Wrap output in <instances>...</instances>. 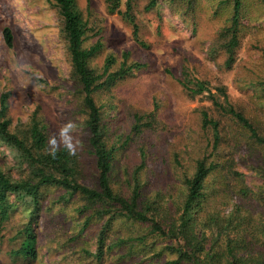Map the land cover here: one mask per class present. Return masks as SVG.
Returning <instances> with one entry per match:
<instances>
[{"label":"rangeland","instance_id":"obj_1","mask_svg":"<svg viewBox=\"0 0 264 264\" xmlns=\"http://www.w3.org/2000/svg\"><path fill=\"white\" fill-rule=\"evenodd\" d=\"M130 1L138 41L126 14L128 0H121L119 11L114 13L106 0H76L91 28L83 45L90 48L101 44L90 58L91 67L103 73L106 59L113 56L111 71H117L126 53L129 64H142L111 88L95 94L97 103L103 106L107 139L118 147L112 176L115 190L130 194L132 174L144 161L139 172L143 200H157L161 193L162 205L168 200L181 202L185 178L192 176L196 162L212 150L213 132L204 127L203 111L220 122L222 135L219 148L210 158L219 166L208 175L205 192L212 195L213 189L224 184H232L234 192L243 188L263 190L264 173L257 168L264 167V150L248 140L240 124L219 111L210 92L224 102L217 88L225 87L231 102L264 132V0H242L239 44L230 64L225 45L229 39L226 28L234 12L232 0ZM6 27L13 32V47L5 41ZM187 77L194 87L205 82L209 91L192 95L183 85ZM4 93L10 94L12 129L21 136L28 134L36 114L47 127L49 139L71 121L73 136L79 141L75 155L84 168L83 180L96 184L93 159L88 154L83 92L74 75L63 19L54 0H0V98ZM137 114L143 117L140 132L134 131ZM0 168L15 179L28 172L1 145ZM44 192L46 199L33 223L38 235L36 260L12 254L24 240L22 230L31 212L30 204L18 202L2 224L0 264L141 261L125 257L127 247L106 252L102 260L84 253V249L95 252L102 223L93 222L77 235L82 224L74 204L60 202L63 192L55 186L46 187ZM225 193L233 197L228 204L231 208L236 194L228 189ZM205 205L211 207L213 202ZM143 230L130 223L114 222L110 232L130 236L143 234ZM153 248L157 251L162 245ZM150 255L142 257L143 264H150ZM164 257L174 256L168 252Z\"/></svg>","mask_w":264,"mask_h":264},{"label":"trees","instance_id":"obj_2","mask_svg":"<svg viewBox=\"0 0 264 264\" xmlns=\"http://www.w3.org/2000/svg\"><path fill=\"white\" fill-rule=\"evenodd\" d=\"M54 1L63 19L74 75L83 92V105L87 111L86 127L89 132L88 154L93 159L96 184L92 186L83 180L84 168L78 156L70 155L63 147L57 149L55 157L51 155L47 127L37 119V114L27 135L21 136L14 131L9 118L10 94H2L0 145L7 147L18 164L25 165L28 172L24 177L15 179L0 168V234L2 224L10 218L18 202L31 205L29 221L22 230L24 240L20 248L13 250L12 254L36 260L38 235L33 223L37 221L46 199L44 189L55 186L63 192L59 201L74 204L75 210L81 216L82 229L77 235L91 227L93 222L102 223L97 231L95 252L83 250L98 260H102L106 252L120 251L127 247L125 257L132 261L141 260L136 264H143L145 261L142 257L149 253L150 264H264V189L258 191L243 188L234 192L232 184H224L213 189L212 195L205 192L208 175L219 166L210 158L215 155L222 139L220 122L211 117L208 111H203L202 122L204 127L213 132L212 150L196 162L192 176L185 178L181 202L170 203L168 200L162 205L161 193L157 200H143V182L139 172L144 167V161L132 174L131 193L115 190L112 176L116 168L114 160L118 147L107 139L103 106L97 103L95 94L100 89L111 88L142 64H129V54L126 53L120 69L111 71L115 58L109 56L103 73L97 72L91 67L90 58L96 54L101 44L97 43L90 48L83 45L91 28L79 11L76 0ZM106 1L110 12L119 11L121 0ZM232 1L234 12L231 25L226 28L229 39L225 45L230 54L227 61L229 64L233 62L234 52L239 44L238 33L243 7L242 0ZM126 14L134 25V36L138 41V25L130 0L127 2ZM4 38L9 47L14 46L11 28L4 29ZM183 85L194 96L209 91L205 82L201 81L194 87L188 77L183 80ZM261 85L264 86V82ZM217 90L224 102H219L217 96L210 92L214 105L242 126L251 143L264 150L263 130L231 102L225 87H218ZM142 119L140 114L136 115L134 131L142 130ZM144 156L143 151L142 159ZM257 169L264 173V167L258 166ZM227 189L236 194L231 208L228 204L233 202V197L225 193ZM209 200L213 202V206L206 207L205 203ZM253 201H257L258 205ZM114 222H126L144 228L143 234L114 236L110 232ZM159 244L162 248L156 251L153 247ZM168 252L174 257L165 258ZM134 255L138 256L134 258Z\"/></svg>","mask_w":264,"mask_h":264},{"label":"clouds","instance_id":"obj_3","mask_svg":"<svg viewBox=\"0 0 264 264\" xmlns=\"http://www.w3.org/2000/svg\"><path fill=\"white\" fill-rule=\"evenodd\" d=\"M74 124L69 121L59 128L58 133L49 139L51 155L56 156L57 149L63 147L70 155H75L79 146V141L73 136Z\"/></svg>","mask_w":264,"mask_h":264}]
</instances>
